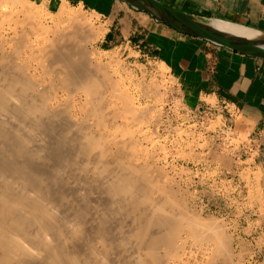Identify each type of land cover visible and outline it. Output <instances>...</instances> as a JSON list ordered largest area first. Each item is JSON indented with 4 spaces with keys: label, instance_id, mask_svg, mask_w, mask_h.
Returning <instances> with one entry per match:
<instances>
[{
    "label": "bare ground",
    "instance_id": "bare-ground-1",
    "mask_svg": "<svg viewBox=\"0 0 264 264\" xmlns=\"http://www.w3.org/2000/svg\"><path fill=\"white\" fill-rule=\"evenodd\" d=\"M10 2L9 10L25 5ZM7 5L0 3V264H237L236 234L149 168L133 131L141 100L92 56L83 15L57 5L63 26L52 30L28 6L15 11L20 19ZM6 19L14 29H4Z\"/></svg>",
    "mask_w": 264,
    "mask_h": 264
},
{
    "label": "rangeland",
    "instance_id": "rangeland-1",
    "mask_svg": "<svg viewBox=\"0 0 264 264\" xmlns=\"http://www.w3.org/2000/svg\"><path fill=\"white\" fill-rule=\"evenodd\" d=\"M8 1L9 10L14 3L6 0L7 4ZM24 4L22 8L28 6L37 16L35 21L38 19L52 30L62 25L57 5L71 14L83 15L90 24L87 32L92 34L88 41L92 56L125 83L134 101L141 100L139 112L143 116L133 131L138 130L135 135L140 137L137 140L148 157L149 164L146 160L144 164L165 172L163 175L170 178L164 177L168 183L187 190L198 209L217 219L218 225L223 223L230 236L236 234L241 244L235 251L236 256L241 255L237 264H264V161L257 159V152L243 155L248 134L229 129L221 110L205 106L199 109L182 93L176 74L166 66L146 64L143 59L120 52L102 51L98 43L103 27L96 13L66 0H24ZM20 5L11 6L9 12L24 19L25 14L23 17L21 12H15L22 9ZM8 25L14 29L13 23H5L4 29ZM206 103L216 107L213 101Z\"/></svg>",
    "mask_w": 264,
    "mask_h": 264
},
{
    "label": "crops",
    "instance_id": "crops-1",
    "mask_svg": "<svg viewBox=\"0 0 264 264\" xmlns=\"http://www.w3.org/2000/svg\"><path fill=\"white\" fill-rule=\"evenodd\" d=\"M99 16V48L164 65L200 108L221 110L229 129L248 134L243 155L264 161V60L183 35L123 0H66ZM203 20L264 32V0H158ZM213 101L216 105L206 103ZM192 101V102H193ZM205 102V104H204Z\"/></svg>",
    "mask_w": 264,
    "mask_h": 264
},
{
    "label": "water",
    "instance_id": "water-1",
    "mask_svg": "<svg viewBox=\"0 0 264 264\" xmlns=\"http://www.w3.org/2000/svg\"><path fill=\"white\" fill-rule=\"evenodd\" d=\"M135 10L145 12L157 22L183 35L201 39L234 53L264 60V37L248 39L212 27L185 12L162 4L158 0H123ZM263 33V31H260Z\"/></svg>",
    "mask_w": 264,
    "mask_h": 264
}]
</instances>
